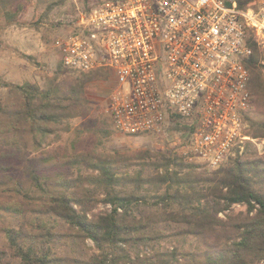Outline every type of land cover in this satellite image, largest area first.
<instances>
[{
    "label": "trees",
    "instance_id": "16d2710c",
    "mask_svg": "<svg viewBox=\"0 0 264 264\" xmlns=\"http://www.w3.org/2000/svg\"><path fill=\"white\" fill-rule=\"evenodd\" d=\"M12 1L0 0L8 23L20 11ZM36 1L47 10L65 3ZM251 1L237 0L238 9ZM247 44L253 110L243 134L264 139V65L252 37ZM106 77L104 69L73 75L59 61L42 85L0 79V264L264 263V154L251 142L212 171L177 153L80 150L79 130L56 145L87 109V85ZM106 129L94 130L99 146ZM100 204L108 208L95 211ZM234 205L245 212L219 216Z\"/></svg>",
    "mask_w": 264,
    "mask_h": 264
},
{
    "label": "built area",
    "instance_id": "2783aa9c",
    "mask_svg": "<svg viewBox=\"0 0 264 264\" xmlns=\"http://www.w3.org/2000/svg\"><path fill=\"white\" fill-rule=\"evenodd\" d=\"M58 26L51 43L63 69L115 77V132H157L172 114L187 129L186 159L211 170L247 139L244 60L250 37L264 56V0L245 10L237 0H93Z\"/></svg>",
    "mask_w": 264,
    "mask_h": 264
},
{
    "label": "rangeland",
    "instance_id": "374dc122",
    "mask_svg": "<svg viewBox=\"0 0 264 264\" xmlns=\"http://www.w3.org/2000/svg\"><path fill=\"white\" fill-rule=\"evenodd\" d=\"M92 3L93 0H90L87 4L81 0H76V2L75 0H65L63 5L47 10L45 4H41L36 0H13L10 9L15 11L16 7H20L15 23H8L3 14L0 13L1 81L14 84L29 81L42 85L46 76L54 74L59 63L58 56L51 43L57 32L60 31L59 26L56 27V24L64 22L70 15L82 11ZM260 55L261 64L264 65V56ZM262 74L264 77V68ZM67 75V73L62 74L60 79L62 80ZM115 88H117L116 79L108 71L106 78L90 82L84 94L85 99H87V109L82 117L70 121L71 131L63 134L56 145L64 147L76 137V131L79 130L80 146L78 148L80 150L86 151L96 148L97 150L110 152L114 150H149L152 153H177L183 156L187 162L198 164L199 171H212L200 161H188L186 159L184 153L188 140L187 129L177 119L172 121L168 117L157 132L140 136L122 135L113 130L112 124L106 126L105 118H109L110 121L108 114L110 95ZM5 92L6 90L0 86V98L4 97ZM102 125L107 128L108 133H106L107 137L103 140L102 145L99 146L98 135L95 134L94 130ZM245 128H247V124H245L244 130ZM244 140L242 142L253 144L259 156L264 154V139H250L247 137ZM232 150L223 163L229 157L234 156ZM242 151L243 147H240V154ZM107 208L108 206L100 204L95 211L106 210ZM245 209L243 205H234L231 212L220 213L219 216L225 219V214L244 213ZM193 243V239L188 238L182 245L184 248H188ZM88 244L91 245V242L89 241ZM258 264L264 263L260 262Z\"/></svg>",
    "mask_w": 264,
    "mask_h": 264
}]
</instances>
